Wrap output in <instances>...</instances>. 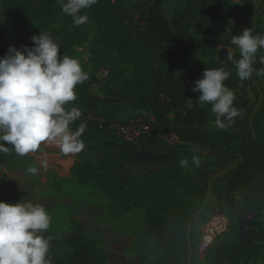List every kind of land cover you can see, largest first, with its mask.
Here are the masks:
<instances>
[{
    "label": "trees",
    "instance_id": "trees-1",
    "mask_svg": "<svg viewBox=\"0 0 264 264\" xmlns=\"http://www.w3.org/2000/svg\"><path fill=\"white\" fill-rule=\"evenodd\" d=\"M165 2L148 0L141 26H134L133 18L118 2L99 0L80 13L87 14L89 23L96 26L97 45L112 49L116 57L104 94L76 91L77 99L70 103L81 111V118L70 126L71 130L86 126L80 138L85 142L83 150L89 151L88 158L76 162L71 173L81 185L99 187L113 211L145 209L144 235L158 254L154 264H191L194 221L211 207L212 193L218 211L223 213L226 205L234 220L231 236L215 249L214 263L249 264L264 243V224L259 218L264 211V107L256 109L262 94L253 81L249 91L255 101L249 107V101L236 93L242 81L232 61L216 60L215 40L201 39L190 32L199 22L208 30L224 31V14L230 12L225 0H191L184 11L176 10L171 17L163 13ZM32 12L37 23L58 43L61 55H70L72 47L81 41V30L89 24L74 26L73 18L62 13L56 0L33 2ZM0 14L14 28L12 20L1 10ZM20 30L16 48L34 47L32 34L23 27ZM10 47L0 31V57ZM262 56L264 49L258 50L254 65L264 66L260 63ZM233 59L240 58L235 55ZM206 68H223L231 73L224 84L234 92V106L240 110L234 124L226 128L233 132L207 129L212 105L199 104V94L192 91ZM188 98L193 100L191 109L186 106ZM70 104L66 105L68 110ZM125 108L145 112L152 119L155 135L132 142L118 136L110 127L111 120ZM245 108L248 110L243 114ZM99 120H103L101 125ZM168 134H176L180 142H167L164 137ZM200 142H210L213 147L231 146L235 154H241L240 158L234 155L239 161L235 170L208 185L187 177L180 160L187 159L191 167L196 166L193 156L216 161L214 150L201 153L197 147ZM6 146L10 151L0 153V158L14 152ZM141 153L151 158L143 160ZM236 195L243 197L245 204L241 205ZM65 240L73 249L67 264H106L105 256L83 233Z\"/></svg>",
    "mask_w": 264,
    "mask_h": 264
},
{
    "label": "rangeland",
    "instance_id": "rangeland-1",
    "mask_svg": "<svg viewBox=\"0 0 264 264\" xmlns=\"http://www.w3.org/2000/svg\"><path fill=\"white\" fill-rule=\"evenodd\" d=\"M37 0H0V10L5 13L13 23L11 28L0 14V31L5 36L8 44L16 47L17 33L20 27L29 31L32 36L40 35L47 29L40 26L34 18L32 3ZM120 3L125 11L133 18L134 26H141L144 23V13L147 9L148 0H107ZM191 0H166L163 13L171 17L176 10L187 7ZM230 7V12L224 14L227 17V25L224 31L219 28L208 30L199 22L190 32L201 39L208 38L215 40V58L219 61L220 50H229L232 57L238 55L239 49L231 45L232 36H238L245 29H252L253 34H260L264 31V0H225ZM61 27V26H57ZM97 29L93 23H89L81 30V41L72 47L69 57L80 61L82 69L88 73V80L78 85L76 91L86 90L90 95L102 96L104 94L107 80L99 79L96 74L101 68L113 71L115 66L116 53L105 46L97 45ZM83 46L85 51L91 53L92 59L86 63L76 47ZM6 47H2L4 51ZM86 54V55H87ZM3 58V57H0ZM228 59L222 61L225 63ZM261 68L264 66L253 65ZM131 68L128 69V73ZM259 86L262 100L256 109L264 107V75H255L242 81L236 93L238 96L248 100V106L252 105L255 97L249 91L252 82ZM244 104V103H243ZM206 107L207 104H204ZM75 107L70 104L69 109ZM248 108L242 113L245 114ZM209 131L218 129L215 127L214 114L209 111ZM143 115L149 120L145 112H133L125 108L113 116L114 123L127 122L136 115ZM173 115L171 116V119ZM103 121V120H102ZM264 127V123H262ZM228 132L234 129H224ZM235 145V144H234ZM202 149L201 153L206 155L214 150L212 159L203 158L199 166L185 167V175L193 181L202 185L212 184L214 181H221L228 177L237 167L239 161L235 159L234 150L231 146L223 147L220 144L212 146L210 142L197 143ZM43 151L30 153L26 156H19L15 151L0 158V202L16 204L20 202H31L39 204L46 209L51 217L49 230L43 235L51 237L50 257L53 264H67L73 254L71 245L65 240L67 237L83 233L91 240L97 249L105 256L106 264H154L157 252L151 242L144 235L145 209L136 208L128 213H120L111 209V203L102 190L94 184L81 185L71 173L73 165L81 159L88 158L89 151L82 150L80 153L63 154L62 150L55 143L42 144ZM215 149L218 151L215 152ZM94 158L90 159L93 160ZM209 166V167H207ZM30 167H36L38 172L33 175L28 172ZM212 205L206 208L194 221L196 235L192 240L191 264H215L214 255L216 247L231 236L230 231L219 238L208 255L203 259L198 253V246L201 239V229L206 221L213 215L220 213L214 195L211 193ZM237 201L242 205L245 199L236 195ZM231 221V228L234 220L231 218L229 208L225 205V211ZM259 218L264 224V211L259 213ZM264 257V243L262 249L255 255L254 261Z\"/></svg>",
    "mask_w": 264,
    "mask_h": 264
},
{
    "label": "clouds",
    "instance_id": "clouds-1",
    "mask_svg": "<svg viewBox=\"0 0 264 264\" xmlns=\"http://www.w3.org/2000/svg\"><path fill=\"white\" fill-rule=\"evenodd\" d=\"M56 2L63 14L73 18L74 26H80L89 23V16L80 13L99 0ZM32 42L34 47L12 46L0 58V153H8L6 145H10L17 155L26 156L43 151L45 143H55L65 155L80 153L85 148L80 137L86 126L71 130L81 111L77 107L68 110L66 105L76 101V88L88 80V73L80 61L61 55L60 46L47 32L33 36ZM230 43L239 49L240 59H233L229 50L226 59L232 61L241 81L251 78L254 71L264 75V70L253 67L258 50L264 49V35L245 29L232 36ZM260 63L264 64V56ZM230 75L223 68H206L192 89L199 94V104L212 105L213 123L221 130L231 127L240 115L234 106V92L224 84ZM192 101L187 99V108H192ZM192 162L200 164L197 156ZM179 164L187 167L188 160L182 159ZM28 172L35 175L38 169L30 167ZM50 225V215L39 204L0 202V264H53L51 237L43 235Z\"/></svg>",
    "mask_w": 264,
    "mask_h": 264
},
{
    "label": "built area",
    "instance_id": "built-area-1",
    "mask_svg": "<svg viewBox=\"0 0 264 264\" xmlns=\"http://www.w3.org/2000/svg\"><path fill=\"white\" fill-rule=\"evenodd\" d=\"M76 51L81 54L82 59L89 63L92 59L91 53L85 51L83 46L76 47ZM87 54V55H86ZM256 70H261V68L254 67ZM258 75L256 71L253 72ZM96 76L99 79L108 80L110 77V70L107 68H101ZM102 124V120L98 121ZM110 127L117 133L118 136L124 138L127 141H136L142 136H154L155 133L152 128V119L146 120L143 115H136L129 119L127 122L114 123L111 121ZM164 140L171 144H176L180 142L176 134H168L164 137ZM229 230H231V221L227 214L218 213L211 216L201 229V239L198 246L197 253L201 258H205L210 249L214 247L215 242L226 235ZM231 233V231H230Z\"/></svg>",
    "mask_w": 264,
    "mask_h": 264
},
{
    "label": "water",
    "instance_id": "water-1",
    "mask_svg": "<svg viewBox=\"0 0 264 264\" xmlns=\"http://www.w3.org/2000/svg\"><path fill=\"white\" fill-rule=\"evenodd\" d=\"M228 56V53L225 50H220L219 52V61H224ZM140 158L143 160H147L151 158V155H147L145 153L140 154Z\"/></svg>",
    "mask_w": 264,
    "mask_h": 264
},
{
    "label": "crops",
    "instance_id": "crops-1",
    "mask_svg": "<svg viewBox=\"0 0 264 264\" xmlns=\"http://www.w3.org/2000/svg\"><path fill=\"white\" fill-rule=\"evenodd\" d=\"M132 111L135 112L134 110ZM249 264H264V257H261L260 259H258V261L252 260Z\"/></svg>",
    "mask_w": 264,
    "mask_h": 264
}]
</instances>
